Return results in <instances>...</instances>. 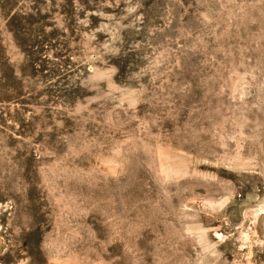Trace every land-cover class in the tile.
Returning a JSON list of instances; mask_svg holds the SVG:
<instances>
[{
    "label": "rangeland",
    "instance_id": "obj_1",
    "mask_svg": "<svg viewBox=\"0 0 264 264\" xmlns=\"http://www.w3.org/2000/svg\"><path fill=\"white\" fill-rule=\"evenodd\" d=\"M264 0H0V264H264Z\"/></svg>",
    "mask_w": 264,
    "mask_h": 264
},
{
    "label": "bare ground",
    "instance_id": "obj_2",
    "mask_svg": "<svg viewBox=\"0 0 264 264\" xmlns=\"http://www.w3.org/2000/svg\"><path fill=\"white\" fill-rule=\"evenodd\" d=\"M264 213V212H263ZM264 216V215H263Z\"/></svg>",
    "mask_w": 264,
    "mask_h": 264
}]
</instances>
